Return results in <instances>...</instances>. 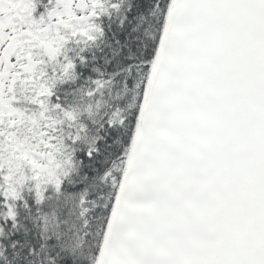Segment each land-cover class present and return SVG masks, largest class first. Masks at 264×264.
Masks as SVG:
<instances>
[{
	"label": "snow or ice",
	"instance_id": "1",
	"mask_svg": "<svg viewBox=\"0 0 264 264\" xmlns=\"http://www.w3.org/2000/svg\"><path fill=\"white\" fill-rule=\"evenodd\" d=\"M0 264H264V0H0Z\"/></svg>",
	"mask_w": 264,
	"mask_h": 264
}]
</instances>
